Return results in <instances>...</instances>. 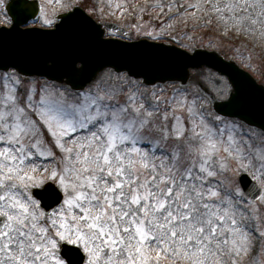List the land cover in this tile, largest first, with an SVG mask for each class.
I'll use <instances>...</instances> for the list:
<instances>
[{
    "label": "snow or ice",
    "instance_id": "1",
    "mask_svg": "<svg viewBox=\"0 0 264 264\" xmlns=\"http://www.w3.org/2000/svg\"><path fill=\"white\" fill-rule=\"evenodd\" d=\"M257 3L264 10V0L224 7ZM122 91L97 85L70 101L45 90L28 105L0 91V264H68L56 251L68 241L82 243L88 264H227L250 242L248 197L223 179L221 154L242 167L247 141L197 97L137 88L122 101ZM41 124L61 133L59 179L68 193L51 213L29 191L32 161L45 155Z\"/></svg>",
    "mask_w": 264,
    "mask_h": 264
},
{
    "label": "rangeland",
    "instance_id": "2",
    "mask_svg": "<svg viewBox=\"0 0 264 264\" xmlns=\"http://www.w3.org/2000/svg\"><path fill=\"white\" fill-rule=\"evenodd\" d=\"M77 1L79 2V0H42L43 8L40 16L36 20L30 21L29 25L52 27L56 22L55 16L59 12L72 8ZM93 1L94 8L91 5L88 8V13L95 15L96 20L103 24L113 21L126 27L128 29L126 37L130 40L146 37L157 41L171 42V37H176L179 41L175 42L188 50L196 46L215 49L225 57L236 60L264 83V10L260 8L258 3L255 7L226 10L224 5L228 4L230 0H137L138 3L135 2L137 6L134 7H130L134 0ZM236 2L239 3V0ZM248 2L252 3V0H248ZM144 5H149L151 8L147 13H143L145 7L140 9ZM215 7H219L220 11H214ZM134 11L137 14L134 15ZM145 14L149 15L148 19L143 17ZM230 16L233 18L228 19ZM135 17L136 19H134ZM236 17H240L241 20L238 21ZM48 20H52L53 23L48 24ZM9 23L10 18L5 11L4 0H0V24ZM177 29L182 32L177 33ZM107 35L122 36L119 32L111 29L107 30ZM194 72L195 80H191V83L186 87H179L177 82L146 86L142 80L131 78L126 73H116L108 68L101 72L86 90H92L97 85L100 86L101 90H104L105 86L119 85L123 91L117 98L122 101L130 90L137 88L141 92L147 91L150 94L154 93L156 96L168 99H171L173 95L181 94L197 97L204 104L210 117L216 119L217 122L223 120L227 128L234 129L239 139L247 141V143L241 144L247 154L242 167L233 166L235 162L231 160L229 154L227 152L221 153L228 161L227 170L222 173V177L227 183L242 191L237 178L242 171H246L263 187V193L258 199L250 200L248 198L244 201L250 209V219L246 228L250 242L244 250L238 252L234 257H229L227 264H264V167H261V164L264 163V133L260 130L249 129L237 120L222 118L212 113L213 110L209 101L201 94L196 83L202 81L217 97L222 99L228 97L232 90L231 85L226 76L209 68ZM20 85L24 88V92L19 89ZM45 90L64 93L70 101L79 99L80 95L85 92V90L81 93L74 92L66 86L37 77L21 78L12 70L0 72V91L3 93L10 91L17 96L21 105H28L30 103L29 97L39 100ZM23 95L26 98L25 101L20 99ZM40 127L45 128L42 124ZM60 137L61 133L58 129L56 136H53L46 128L41 132V150L45 152V155L32 161L35 165L36 179L29 181V191L31 192L33 186H41L46 181L52 180L63 189L65 200L68 193L65 192L64 185L59 179V176L63 174L61 163L63 150L55 144V140L60 139ZM64 139L66 147L73 145L72 140ZM49 151L55 155H48ZM53 171L57 173L56 176L51 175ZM64 200L56 209L64 205ZM79 245L82 247V243ZM56 251L59 254V247ZM85 253L88 255L87 252ZM88 261L89 255L85 264H88ZM161 264H167V261L162 260Z\"/></svg>",
    "mask_w": 264,
    "mask_h": 264
},
{
    "label": "water",
    "instance_id": "3",
    "mask_svg": "<svg viewBox=\"0 0 264 264\" xmlns=\"http://www.w3.org/2000/svg\"><path fill=\"white\" fill-rule=\"evenodd\" d=\"M7 10L14 25L0 27V69L13 67L24 75L45 76L81 90L107 67L117 72L127 71L129 76L143 78L146 84L178 80L185 86L192 78L191 68L199 70L209 66L226 74L234 88L227 100H220L199 84L211 98L215 110L264 130V85L217 51L198 48L191 53L174 44L147 39L133 42L105 39L102 24L95 23L79 6L59 14L60 22L55 29L21 27L40 13L39 0H7ZM85 18L90 22H85ZM109 26L125 33L116 24ZM241 181L253 198L261 195L262 189L247 175H243ZM33 191L47 208L55 206L63 197L52 182ZM63 244V254L70 262L81 264L85 256L80 250ZM74 252L81 256L73 262Z\"/></svg>",
    "mask_w": 264,
    "mask_h": 264
},
{
    "label": "trees",
    "instance_id": "4",
    "mask_svg": "<svg viewBox=\"0 0 264 264\" xmlns=\"http://www.w3.org/2000/svg\"><path fill=\"white\" fill-rule=\"evenodd\" d=\"M103 1H104V0H103ZM80 3H81L82 6H85V8H87V9H88L91 5H92V7L94 8V1H93V0H92V2H91V0H81ZM143 7H145V12H146V13L148 12L149 9H151V8L149 7V5H144V6H142L140 9H142ZM94 10H95V9H94ZM145 16H146V18L148 19L149 15H148V14H145Z\"/></svg>",
    "mask_w": 264,
    "mask_h": 264
}]
</instances>
